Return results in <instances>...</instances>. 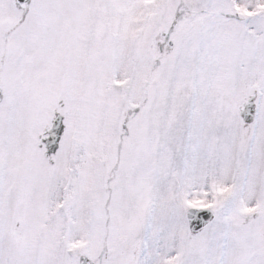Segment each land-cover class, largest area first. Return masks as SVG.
Segmentation results:
<instances>
[{
  "label": "snow or ice",
  "instance_id": "obj_1",
  "mask_svg": "<svg viewBox=\"0 0 264 264\" xmlns=\"http://www.w3.org/2000/svg\"><path fill=\"white\" fill-rule=\"evenodd\" d=\"M0 264H264V0H0Z\"/></svg>",
  "mask_w": 264,
  "mask_h": 264
}]
</instances>
